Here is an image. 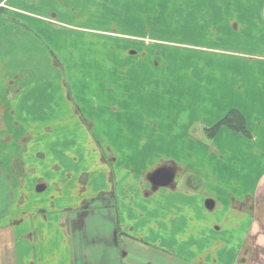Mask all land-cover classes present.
Returning <instances> with one entry per match:
<instances>
[{
  "label": "rangeland",
  "instance_id": "rangeland-1",
  "mask_svg": "<svg viewBox=\"0 0 264 264\" xmlns=\"http://www.w3.org/2000/svg\"><path fill=\"white\" fill-rule=\"evenodd\" d=\"M262 12L264 0H2L0 46L39 52L32 67L10 60L0 68L3 100L19 108L0 117V217L16 222L35 198L30 220H65L83 175V191L113 189L129 224L145 202L133 196L149 186L142 176L166 162L168 174L187 165L202 187L171 213L207 225L189 242L232 240L231 248L216 243L231 263L251 221L259 236L248 235L240 259L264 264V191L245 193L264 174ZM231 109L244 111L258 144L247 127V135L226 126L209 134ZM40 182L46 187L37 191ZM212 198L223 206L205 208ZM234 200L248 202L249 221L211 230ZM133 245L116 243L121 254Z\"/></svg>",
  "mask_w": 264,
  "mask_h": 264
},
{
  "label": "crops",
  "instance_id": "crops-1",
  "mask_svg": "<svg viewBox=\"0 0 264 264\" xmlns=\"http://www.w3.org/2000/svg\"><path fill=\"white\" fill-rule=\"evenodd\" d=\"M6 8L17 12L12 6ZM258 17L264 18V12L258 13ZM42 19L45 21L47 17L44 16ZM0 47L1 69L10 60L19 63L21 68L32 67L31 63L36 62L35 53L39 52L36 47L32 46L14 47L13 49L5 45ZM21 50L26 54H19ZM48 60L49 64L52 62L55 64V61H51L50 57ZM10 81L12 80H8L6 84L11 85L12 82ZM1 83L3 84V82ZM5 88L6 86H0L1 119L9 115L8 110L13 106H9L3 100L2 95ZM18 88L20 89V87ZM33 105L34 100L31 99L27 106ZM12 110L16 113L15 111L19 108L15 106L12 107ZM238 111L244 118L251 141L258 144L259 134H253L252 131H256L248 126L244 111ZM26 113L32 112H22V114ZM256 114L253 115L257 119ZM256 123L260 125L261 121L256 120ZM166 163L154 168L156 171L152 169L142 176V179L149 186L141 187L144 192L143 195L134 191L133 196L139 194L141 198L145 199V202L135 208V215L132 216L129 224L121 221L122 217L127 219L128 216L126 213L122 215L117 194L114 193L113 189L108 190L99 187L91 193H88V190L83 191V175L74 187L75 198L78 196L77 201L65 208V210H71L70 214L65 216V220L63 216L47 219L45 215H41L39 218L36 216L38 219L30 220L29 218L39 209L36 206L38 203L35 198L32 204L30 202L23 203L21 210H19L20 206L17 205L20 211L17 210V216L21 215V217L16 222H10L8 216L4 219L3 216L0 217V264H120V259L124 257L129 264H139L138 261L145 264H244L245 261L240 258L248 235L252 234L256 239L259 236L257 230L255 232L252 230L253 223L251 224L249 221L248 202L234 200L235 204L231 202L226 207L222 221L212 220L210 223L211 230L221 232L228 223H230L229 227L232 228L233 225L234 227H241L243 222L249 221L246 229L241 233L242 242L237 243L239 247L235 258L229 263L231 258L228 259L225 253H222L224 248L217 247L216 243L231 248L234 244L232 240L227 238H225L226 240L221 238L217 240L218 238H216L215 241H212L211 246L202 248L200 241L189 242L190 235L193 238L199 236L202 229L207 225L203 226L201 221L195 220L192 215L186 220L171 213V211L183 207L180 202L183 199L180 198L181 200H179V197H188L200 193L201 180L198 177L196 179L190 177L191 172L189 171L191 169L187 165H181L179 167L181 170L172 168L175 172L168 174L165 169ZM168 163L170 162L168 161ZM191 171L195 175V170ZM258 180L253 192H245L247 197L261 196L259 195L260 192L264 191V184H261L264 180V174ZM236 185L242 187L240 183H236ZM212 199H208L209 202L205 205L208 210L223 206L221 204L220 207H216L218 206L217 200ZM132 202H134V198ZM138 202H141L140 199ZM67 216L69 218L71 216L70 220ZM117 225L120 228L119 235L116 234ZM193 225L195 230H192ZM136 233L137 235H135ZM122 240L127 241L129 247L133 244H140V242L150 245V247H145L147 250L142 247L140 250L133 251L135 249L133 245V250L127 249L126 251L125 249L126 252L121 254L116 243H122ZM173 242L174 244H172ZM158 254L161 256L158 257Z\"/></svg>",
  "mask_w": 264,
  "mask_h": 264
},
{
  "label": "trees",
  "instance_id": "trees-1",
  "mask_svg": "<svg viewBox=\"0 0 264 264\" xmlns=\"http://www.w3.org/2000/svg\"><path fill=\"white\" fill-rule=\"evenodd\" d=\"M220 126H226L245 135L249 134L242 114L235 109H231L215 126L209 128V134L213 135Z\"/></svg>",
  "mask_w": 264,
  "mask_h": 264
},
{
  "label": "water",
  "instance_id": "water-1",
  "mask_svg": "<svg viewBox=\"0 0 264 264\" xmlns=\"http://www.w3.org/2000/svg\"><path fill=\"white\" fill-rule=\"evenodd\" d=\"M38 156L39 157H43V154L42 153H39ZM45 187H46V185L44 183L40 182V183L37 184L36 190L37 191H42V190L45 189Z\"/></svg>",
  "mask_w": 264,
  "mask_h": 264
}]
</instances>
